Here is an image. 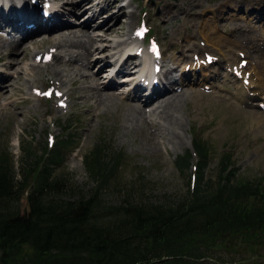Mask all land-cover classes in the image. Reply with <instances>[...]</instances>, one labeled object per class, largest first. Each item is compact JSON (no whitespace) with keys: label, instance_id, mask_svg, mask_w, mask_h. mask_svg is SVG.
Here are the masks:
<instances>
[{"label":"rangeland","instance_id":"374dc122","mask_svg":"<svg viewBox=\"0 0 264 264\" xmlns=\"http://www.w3.org/2000/svg\"><path fill=\"white\" fill-rule=\"evenodd\" d=\"M130 1L121 0L120 3L126 5L127 12L136 13L132 34L134 35L141 21H146L152 29L153 36L161 43L166 58L173 54L182 57L180 64L184 58H193L197 62L201 60L205 63L208 54L215 60V64L208 71L199 69L194 75H189L191 82L194 83V77L200 81L196 83L197 86L193 85L191 88L184 86L189 92L196 93L194 98L177 111V117L182 123L178 132L184 140L183 144L171 143L169 125L158 118L159 110L155 111L156 115L149 116L157 108L156 104L145 109L148 120L153 121L147 129H127L125 122L127 113L123 102L128 101L125 99L126 95L122 94L125 88L113 89L119 101L105 106L96 104L95 101L84 104V99L80 98L88 95L85 93V87L72 84L66 72L65 82L59 87L54 86L50 70L54 66L64 69L62 64L69 60L70 53L63 51L61 61L54 60L48 63L45 55L53 54L54 49L46 43H40L33 46L28 58L18 65L14 63L10 68L0 62V70L5 77L4 83L12 81L17 72L22 71L20 84L23 93H17L16 96L11 94L8 98L0 99V150L12 159L15 171L18 173L20 166L26 163L27 149L31 148L33 153L40 155L46 146L48 148L51 146L53 139L59 141L65 135H70L73 138L63 152V164L55 166L53 174L63 176L69 184L70 189L64 195L66 199H77L80 194L93 189L94 183L86 172L83 158L99 145L106 150L107 161L110 160V155L125 156L121 170L102 191L106 203L120 204L131 188L133 200L136 201H177V198L183 197L187 192L189 174L192 176L195 170L183 175L177 169L176 161L187 152L194 151L193 137L198 135L210 147L211 156L205 179L208 184L209 179L216 180L218 165L224 153H229L233 157L236 181L264 183V108L258 105L261 99L248 102L249 99H246L248 94L240 81L227 75L241 59L249 62L245 68L247 70L252 67V62H256L261 56L264 57L262 52L258 56L255 50L249 55L242 48H235L232 44L237 35L245 40L264 41V0H134L133 4L127 7ZM56 4L63 5V0ZM192 5L194 7L189 15L184 16V13L178 10L180 7L189 8ZM171 6H175V9H170ZM221 15L220 19L223 21L214 19ZM80 18V16L69 18L73 28L81 29L83 20ZM126 23L127 20L122 15L112 26ZM215 23L218 27L217 32L208 30L218 39L223 38L225 52L220 53L218 49L210 46L209 50L197 53L196 48L206 44L198 32L204 30V24L205 28H210ZM96 27L93 26L95 29L90 32L91 35L96 38L103 36L104 33ZM121 34L122 32L118 30L104 35L103 40L98 39V47H103L110 41L116 45L117 42L130 38V36L120 38ZM4 36L6 35L0 34V38L8 43L14 39ZM37 36L42 34L39 33ZM2 45L0 42L1 47ZM125 47L122 46L118 52ZM231 48L235 49L234 54L230 52ZM99 54L97 60L106 56L101 52ZM95 56L96 54L93 57ZM235 56L237 60L232 62L230 57ZM14 57H22V53ZM77 58L83 60L81 57ZM219 58L222 59L221 66L217 63ZM83 63L86 64V61L83 60ZM73 64L77 67L83 65L80 61ZM110 66L112 65L109 63L108 67L98 74L101 75L100 81L91 85H98L102 89L108 77L105 74L106 70ZM92 67L84 74H96L99 67L95 65ZM213 67L215 68L211 70ZM181 68L183 71L184 66L179 70ZM216 72L222 73L223 76H216ZM205 73H208L206 80L203 79ZM47 90L53 91L50 98L46 96ZM57 91L64 97L58 99ZM232 93L248 103L242 104L230 99ZM61 101L67 103L68 107L60 106ZM229 102L234 106H229ZM235 114L239 117L234 116ZM256 117H261V121L256 122ZM193 159L195 163L197 159L195 155ZM16 206H19L23 213L28 211L27 194ZM246 244L238 238H232L219 246L213 260H207L204 264H264V248L260 249V246L252 245L253 243H250L251 246Z\"/></svg>","mask_w":264,"mask_h":264},{"label":"trees","instance_id":"16d2710c","mask_svg":"<svg viewBox=\"0 0 264 264\" xmlns=\"http://www.w3.org/2000/svg\"><path fill=\"white\" fill-rule=\"evenodd\" d=\"M72 138L40 155L27 149L18 173L0 150V264H204L232 238L264 247V183L234 180L231 155L208 184L209 149L197 139L198 181L191 187L189 175L183 197L136 201L131 188L120 204L109 205L102 191L120 171L123 154L107 161L96 145L84 157L93 189L66 199L69 184L53 174ZM176 167L189 173L191 154L179 157ZM25 194L23 213L16 205Z\"/></svg>","mask_w":264,"mask_h":264},{"label":"bare ground","instance_id":"6f19581e","mask_svg":"<svg viewBox=\"0 0 264 264\" xmlns=\"http://www.w3.org/2000/svg\"><path fill=\"white\" fill-rule=\"evenodd\" d=\"M53 1L56 3L61 0H0V31L5 32L6 34L13 33L21 35L20 39L17 41L12 40L11 43L3 41V39L0 38V42L3 43L2 47L0 46V62L11 68L14 63L18 65L22 60L27 59L33 46L40 43H46L51 46V48L55 49L53 61H61L63 59V55H61L63 51L70 53L69 60L62 64L64 69L54 66L52 70H50L51 76L53 77L52 84L54 86L59 87L65 82L64 77L66 72V76H69L72 84L85 87V93L88 95L80 98L84 99V104H89L90 101H95L96 104L109 106L114 102H118L119 100L113 90H109L116 86L114 81H110L103 89L98 85L91 84H97V82L100 81L101 75L98 74L108 67L112 58L116 59L115 62H120L118 74H125L126 71L132 72L136 70L138 65L135 64V58H133L134 56L132 55L134 52L124 53L123 50L118 52V49H121L126 43L125 41H119L116 45L110 41L103 47H98L97 42L98 39L103 40L104 35H109L118 30L122 32L119 36L120 38L127 35L131 36L136 23V13L127 12L125 6L121 5L119 0H77L75 2L73 0H63V5H56ZM133 2L134 0L130 2L128 7H130ZM50 3H52L53 8V18L51 19L45 18L40 13L41 8H44L45 5ZM193 7L194 5L189 8L180 7L178 10L186 16L192 13L191 9ZM170 9H175V6H171ZM122 15L125 16L127 23L113 27L112 25H115L119 17ZM75 16H80L83 20L80 27L81 29L79 30L73 28L71 24L72 21L69 19L70 17ZM177 17H180L179 12ZM177 17L175 18L176 20H178ZM221 17L222 15L217 16L216 18L214 17V19L223 21V19H220ZM27 24H34L36 28L32 31L28 30ZM217 24L219 27L218 22ZM217 24L215 23V25L210 28H205L206 24H204V30L198 32L204 38L206 44L204 46L200 45L199 48H196L197 53L201 54L203 51L209 50L210 46L218 49L220 53L225 52L224 40L222 41L223 38L218 39L215 34L213 35L210 32H217ZM94 25L97 26L96 28L99 31L104 33L103 36L96 38L91 35L90 32L94 29ZM39 33H43L42 36H37ZM239 36L237 35L235 37L236 40L234 42L232 41L235 48H242L245 53L249 55L255 50L258 52V56H260L261 52L262 55H264L263 40H245L241 39ZM233 48L230 49L232 54L235 53V49ZM126 50L128 49L126 48ZM20 52L22 53V57H14ZM99 52L106 54V56H102L97 60L100 56ZM95 54L96 56L93 57ZM123 54H125L124 59L122 58ZM120 55L121 58H119ZM77 56L85 60L86 64L83 63V60H79ZM181 58L182 57L173 54L170 58H161L164 68L160 76L161 83L159 86L153 87L149 95L145 97L144 101L140 98V96L144 94L142 93L143 87L140 83L135 85L133 96L136 99L132 100L127 98L126 101L128 102H123V107L125 106L127 113L125 119L127 129H147L153 121L151 122L148 120L145 109L151 104H156L157 108L149 116L156 115L155 111L159 110L157 114L158 118L164 120L169 125L171 143H173V145L183 144L184 140L178 132L182 123L177 117V111L182 105H185L190 99L194 98V94L196 93V91L189 92L187 89H184V86L187 85V87L191 88L193 85L197 86L196 83L200 82L196 77H194V83L191 82L192 79L189 76H192L199 71L197 70L199 69L198 63L200 64V69L204 71H208L214 64L209 65L201 62V60L193 62V58H184L182 65L180 64ZM230 59H232V62L237 60L236 56L233 58L230 57ZM145 60L146 62L142 69V73L149 74L151 59L148 55H145ZM262 60H264L263 56L258 58L256 62H252V67L247 69V71H241L240 73L244 76L243 80H250L249 88H245L243 85L244 89H248L249 95L253 94L254 96L250 100L254 101L258 98L261 99V102H264V61L262 62ZM79 61L83 65L85 64L86 68L83 65L77 67L73 64L75 62L79 63ZM241 61L242 60L239 61V64ZM131 62H133V64L130 66ZM217 63L221 66L222 59L219 58ZM239 64H236L237 70H240ZM94 65L99 67L96 74H84L85 71H90L91 67ZM182 66H184L185 69L183 68L182 71L181 68V75L176 77L175 75H177L179 68ZM187 67L190 68L186 69ZM214 68L215 67L211 68V70ZM32 70L33 68L30 69V71ZM21 73L22 71L17 72L16 77L12 76V81L4 83L5 77L0 70V99L8 98L11 94L16 96L17 93H23V88L20 84L22 77ZM216 74V76H218L221 73L216 72ZM207 75L208 73L204 74V80L207 79ZM177 88L178 90H176ZM163 94L166 95L161 97ZM159 96L160 98L154 100ZM229 106L233 107L231 104H229ZM234 116L239 117L237 114ZM258 121H261V117H256V122Z\"/></svg>","mask_w":264,"mask_h":264}]
</instances>
